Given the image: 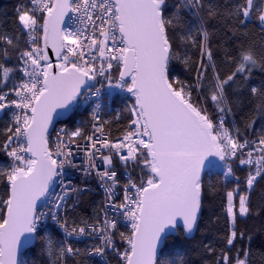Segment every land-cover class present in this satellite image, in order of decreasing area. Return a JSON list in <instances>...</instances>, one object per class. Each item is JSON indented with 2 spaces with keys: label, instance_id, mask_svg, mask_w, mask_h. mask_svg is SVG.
<instances>
[{
  "label": "snow or ice",
  "instance_id": "1",
  "mask_svg": "<svg viewBox=\"0 0 264 264\" xmlns=\"http://www.w3.org/2000/svg\"><path fill=\"white\" fill-rule=\"evenodd\" d=\"M0 156V264H256L264 0H16ZM221 191L223 235L197 240Z\"/></svg>",
  "mask_w": 264,
  "mask_h": 264
},
{
  "label": "trees",
  "instance_id": "2",
  "mask_svg": "<svg viewBox=\"0 0 264 264\" xmlns=\"http://www.w3.org/2000/svg\"><path fill=\"white\" fill-rule=\"evenodd\" d=\"M16 3V0H0V11L10 10L12 5ZM9 15L11 12L9 11ZM113 108L119 110L120 104L116 103L113 105ZM79 118V117H78ZM123 122V121H122ZM115 126V122H114ZM5 162V158L0 156V164ZM237 175H239L242 179L246 175L244 171H237ZM222 179V178H221ZM212 182L216 183V177H212ZM261 186H257V193L260 191ZM223 196V192H218L217 194L210 195L205 201V208L203 214V220L201 222V231L196 233V239L199 240L202 237L206 238L205 242H208L209 239H215L221 235H223V230L226 228L225 217L221 210V197ZM101 198L100 193L94 192L93 196H85L83 198V202L79 211L84 214L91 213L90 201L92 199L99 200ZM254 200L258 201V196L254 197ZM259 220H242L241 226L246 228H252L253 225L259 226ZM261 240H264V234H257L255 242L253 244V249L258 253L256 257V264H260V256L259 253L264 251L260 249L259 245ZM192 255L191 253H187L184 248L176 247L171 252V257L173 258H181ZM88 259V258H85ZM91 264H103L99 262L97 259L91 258Z\"/></svg>",
  "mask_w": 264,
  "mask_h": 264
},
{
  "label": "built area",
  "instance_id": "3",
  "mask_svg": "<svg viewBox=\"0 0 264 264\" xmlns=\"http://www.w3.org/2000/svg\"><path fill=\"white\" fill-rule=\"evenodd\" d=\"M61 126H63V125H57V127H61ZM78 175L79 174H77V176ZM73 182L78 183L79 181L74 178ZM89 184L95 190L94 192L100 193V196L102 198V191L103 190L98 186L97 182L95 180H93V181H90ZM87 243H88V241H82V242L78 243L77 246L83 248L86 246ZM92 258L97 259L99 262L103 263V261L101 260L100 257H92Z\"/></svg>",
  "mask_w": 264,
  "mask_h": 264
}]
</instances>
